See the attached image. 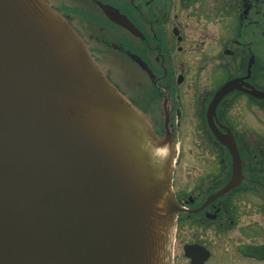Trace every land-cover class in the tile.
Instances as JSON below:
<instances>
[{"label":"water","instance_id":"1","mask_svg":"<svg viewBox=\"0 0 264 264\" xmlns=\"http://www.w3.org/2000/svg\"><path fill=\"white\" fill-rule=\"evenodd\" d=\"M233 86L211 102V128ZM214 133L232 155L229 190L241 156ZM175 157L172 133H154L57 11L0 0V264H173Z\"/></svg>","mask_w":264,"mask_h":264},{"label":"flooded vegetation","instance_id":"2","mask_svg":"<svg viewBox=\"0 0 264 264\" xmlns=\"http://www.w3.org/2000/svg\"><path fill=\"white\" fill-rule=\"evenodd\" d=\"M55 6L158 136L171 132L178 144L175 169L180 165L187 176L178 182L174 171V264H264V99L251 95L264 94V0H58ZM109 8L129 26L115 22ZM127 68L141 79L119 82L116 72ZM229 83L233 89L211 128L210 104ZM214 121L223 136L235 138L242 158L243 180L229 190L233 159ZM189 169L200 174L196 180Z\"/></svg>","mask_w":264,"mask_h":264},{"label":"rangeland","instance_id":"3","mask_svg":"<svg viewBox=\"0 0 264 264\" xmlns=\"http://www.w3.org/2000/svg\"><path fill=\"white\" fill-rule=\"evenodd\" d=\"M46 1H47L52 7H56L55 5L58 3V0H46ZM125 67H128V66H125ZM115 77H116V79H117L119 82H121L122 84H125V81H126V80H131V79H141V78H139V77L136 76V75L134 76V74H132V71H131L130 68L125 69V71H123V72H116ZM126 77H127V78H126ZM135 81H136V80H135ZM207 81H209V79H208L207 77H205L204 80H203V84L207 83ZM256 134H257V132H256ZM180 143H181V142H180ZM188 162H190V160H187V162H186V164L188 165V167H190L191 165H189ZM191 163L194 164L193 162H191ZM180 164H181V160H180ZM187 165H186V166H187ZM177 166H178V164H177ZM186 166H185V167H186ZM176 171H177V172H176V179H177L178 182H179V179H180L181 176H187V170L183 171V170L181 169L180 165L177 167ZM188 171L191 172L193 178L195 177V180L198 178V175H200V174L197 173V171L194 170V169H189ZM195 180H194V181H195ZM191 185H192V184H191ZM178 252H179V249H178V242H177V244L175 245V253H176V255L178 254Z\"/></svg>","mask_w":264,"mask_h":264}]
</instances>
